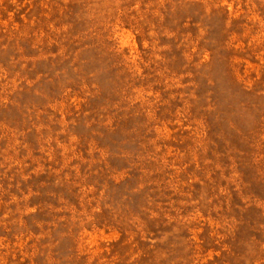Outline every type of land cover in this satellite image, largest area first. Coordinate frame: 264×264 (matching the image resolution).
I'll list each match as a JSON object with an SVG mask.
<instances>
[{"label": "rangeland", "instance_id": "obj_1", "mask_svg": "<svg viewBox=\"0 0 264 264\" xmlns=\"http://www.w3.org/2000/svg\"><path fill=\"white\" fill-rule=\"evenodd\" d=\"M0 264H264V0H0Z\"/></svg>", "mask_w": 264, "mask_h": 264}]
</instances>
